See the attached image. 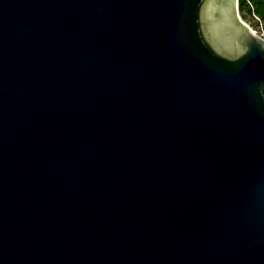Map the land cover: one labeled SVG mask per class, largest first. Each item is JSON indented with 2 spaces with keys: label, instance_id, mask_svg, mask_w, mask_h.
Instances as JSON below:
<instances>
[{
  "label": "water",
  "instance_id": "95a60500",
  "mask_svg": "<svg viewBox=\"0 0 264 264\" xmlns=\"http://www.w3.org/2000/svg\"><path fill=\"white\" fill-rule=\"evenodd\" d=\"M0 264H264L239 0H0Z\"/></svg>",
  "mask_w": 264,
  "mask_h": 264
},
{
  "label": "trees",
  "instance_id": "16d2710c",
  "mask_svg": "<svg viewBox=\"0 0 264 264\" xmlns=\"http://www.w3.org/2000/svg\"><path fill=\"white\" fill-rule=\"evenodd\" d=\"M239 10L244 17L247 13L256 14L264 24V0H239Z\"/></svg>",
  "mask_w": 264,
  "mask_h": 264
},
{
  "label": "rangeland",
  "instance_id": "374dc122",
  "mask_svg": "<svg viewBox=\"0 0 264 264\" xmlns=\"http://www.w3.org/2000/svg\"><path fill=\"white\" fill-rule=\"evenodd\" d=\"M241 14V12H240ZM241 17L244 21H246L255 31L258 33L261 31V24L256 20V18L253 15H250L247 13L244 15V17L241 14Z\"/></svg>",
  "mask_w": 264,
  "mask_h": 264
},
{
  "label": "built area",
  "instance_id": "2783aa9c",
  "mask_svg": "<svg viewBox=\"0 0 264 264\" xmlns=\"http://www.w3.org/2000/svg\"><path fill=\"white\" fill-rule=\"evenodd\" d=\"M254 17H255L256 20L261 24V31L259 32V34H260L261 36L264 37V24H263L262 19H261L259 16H257L256 14H254ZM256 32H257V31H256ZM257 33H258V32H257Z\"/></svg>",
  "mask_w": 264,
  "mask_h": 264
}]
</instances>
